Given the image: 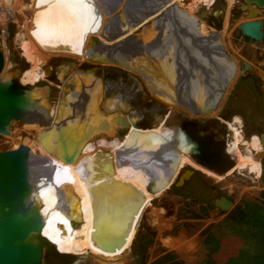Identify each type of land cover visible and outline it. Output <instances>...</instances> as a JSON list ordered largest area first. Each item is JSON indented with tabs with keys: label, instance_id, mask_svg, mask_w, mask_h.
I'll return each instance as SVG.
<instances>
[{
	"label": "bare ground",
	"instance_id": "6f19581e",
	"mask_svg": "<svg viewBox=\"0 0 264 264\" xmlns=\"http://www.w3.org/2000/svg\"><path fill=\"white\" fill-rule=\"evenodd\" d=\"M0 1V21H3L4 14L7 17L11 16L12 11H6V8L11 6L13 0ZM14 1L19 3V0ZM181 1L183 4V1L189 0ZM210 2L213 3L214 0ZM176 4V0H31L28 8L34 11L32 26L27 34L28 40L22 43V50L33 63V67L25 72L21 79L7 71L8 69H3L0 79L8 80L14 77L22 85H36L44 76L42 73H36L39 69L38 63L45 62L44 54L59 53L81 57L93 64H110L117 67L122 65V69L140 76L152 97L158 100L167 99L169 102L177 100L175 102L179 101L185 106L211 103L216 99L213 95L218 91L217 86L222 84L230 67L228 63H232L220 47L219 33L221 36L223 34L214 28H211L212 33L208 38L195 34V22L186 19L176 8ZM214 16L220 19L221 14L214 12ZM224 19L226 22V17ZM145 24L148 25L147 28L144 27L141 32H137ZM164 32L167 35L164 36L162 34ZM195 37L202 38L200 43L203 44L197 43L201 48L195 45ZM184 44L190 45L191 48L184 50ZM224 45H227L225 41ZM216 49L221 53L220 56ZM100 55L107 61L99 59ZM214 55L216 62L212 67L215 65L217 67L215 66L212 73L209 60H212ZM67 81L69 88L66 86ZM72 82L77 84L78 79L70 77L61 86L58 119H55L56 114V117L53 116L54 108L49 104L47 91L35 87L31 92L34 109L36 111L43 109L47 114L44 122L33 124L44 128L41 130L42 141L39 139V143L32 141L23 143L29 148L28 163L43 220L42 235L60 254L90 253L107 264H116L117 255L122 254L128 248L130 240L135 238V226L140 214L149 206L151 199L159 194L147 192L146 186L149 182L156 185L164 182L175 164L167 187L185 166H190L215 180H222L223 177L198 167L186 156L181 157L180 155L187 149L178 148L179 152H176L168 147L169 143L166 144L169 153L163 151L161 154L160 148H152L153 151L148 153L142 150L139 155L147 153L142 157L146 161L144 164L148 172L145 171L137 161L135 163L131 158L123 157L122 152L126 148L129 136L127 133H130L131 129L122 140H118L115 137V128L110 125L109 136L93 135L88 137L89 140L80 143V139L86 136L87 129L95 126L96 116L99 115L97 108L94 112L86 111L89 104L85 107L84 113L85 116L89 115V121H84L83 127L69 121L63 130L64 151L59 144L55 124L63 119L64 111H68L65 102L72 95L76 98L79 93L91 96L87 88L84 91L82 89L84 86ZM106 84L109 85L108 82ZM70 90L72 92L69 94ZM65 96L68 98L64 99ZM107 100L106 108L111 110L114 102ZM77 102L80 103L78 100ZM117 103L124 109L125 97L118 96ZM169 110L175 109L173 107ZM128 115H132L128 117L133 127L130 128L137 131L142 129L133 125L137 121V116L133 113ZM109 116L111 114L106 118L108 122L111 119ZM28 125L32 127V124ZM137 131L132 136L161 140L158 139V135H153L154 133L144 135L145 132L140 135ZM229 131L233 134V140L228 145V151L235 153L237 157L234 170H248L249 173L259 176L260 163L249 151L251 149L257 152L260 149L259 138L253 136L247 145L239 129L229 125ZM155 132L165 137L170 136V132L161 126ZM52 133L55 143L52 149L54 156H49L43 146L46 144L45 139ZM97 137L99 140L94 144L93 141ZM171 144L175 145L172 142ZM77 145L79 147L76 151ZM240 145L249 148L248 150L245 148L246 151L243 153ZM75 151L74 161L65 163L62 160L64 153L72 155ZM51 156L54 161L49 160ZM98 220L100 229L107 227L111 231L125 227L130 220L133 222L126 244L121 250L108 252L96 245L93 235L98 232L99 227L96 224Z\"/></svg>",
	"mask_w": 264,
	"mask_h": 264
},
{
	"label": "rangeland",
	"instance_id": "374dc122",
	"mask_svg": "<svg viewBox=\"0 0 264 264\" xmlns=\"http://www.w3.org/2000/svg\"><path fill=\"white\" fill-rule=\"evenodd\" d=\"M18 2L19 3L14 0L11 2V6L6 8V11H12L10 12L11 16L7 17L6 14H4V20L0 21V48L4 58L3 69H8L7 71L16 74L17 77L21 79L24 73L33 67V63L26 57L22 50V43L28 40L27 34L32 26L31 19L34 11L32 8H28L31 5V0H19ZM176 3V8H180V10L177 9L182 11L184 17L193 19L197 27V34L200 37L203 36L202 38H208L212 33L211 28H214L223 34L224 37L219 33L220 47H222L223 51L229 56L226 57L232 62L235 70H237V74L226 89L224 97L220 101L216 110L212 111L208 116L192 117L186 112L178 109L177 106H173L163 100H158L155 97L153 98V95L147 89L144 81L140 79L141 77L137 74L136 76L133 73L141 83L144 93L147 94L148 92V94L151 95L148 99H142L141 96H138L133 102L129 101L130 107L127 113L136 109L139 110L151 102L153 103V106H157V108L161 110L158 114L159 120L167 116L168 112H174L175 115L171 116L169 114V117H171L169 121L171 122H169V126L165 127V129L170 132V136L165 137L160 136L159 134H153L156 136L158 135V139H166L165 141L172 140V135L175 130L173 120H175V123L183 121L184 118L195 121H217L222 127L227 129V132L230 131L227 124L224 123L232 124L235 118H238V120L239 118L240 120L241 118H244V123H248L255 118H261L264 123V41H245L244 38L239 36L237 26L245 21L243 11L238 8L239 5L242 4V0H214L213 3H211L210 0H189L186 4H182L181 0H176ZM22 7H25V9ZM214 12H220V19H217L214 16ZM201 14H205L207 19L198 20L197 15ZM225 17L226 22L224 19ZM224 41L227 44L226 46L224 45ZM44 56L45 59L43 61L45 62L42 64L38 63L39 69L36 70L37 74L42 73L44 76L43 79L34 86L47 91L49 104L55 106L54 109H60L59 97L63 82L59 84L60 81L58 76L63 71H65V78L68 74L79 67L86 66L91 67L90 71L93 75L99 77L103 85L106 82H120L124 85L131 84L128 74L133 75L132 72L128 70V72H126L123 70L124 68L122 69L115 65L104 64L109 66L104 68L103 65H95L91 62H87L81 57L77 58L59 53L49 55L44 54ZM52 57H57L56 61H53L51 59ZM243 64H248L250 68L240 74L239 71L242 69ZM54 65H57V68L55 69V79L50 78V73H52V71L49 69ZM46 70H48L49 73ZM254 77H257L258 85L255 84L256 81L254 80ZM25 86L35 88L31 85ZM245 88L248 90L247 92H249V95L244 90ZM105 96H107L108 99L110 97V95L104 91L103 98ZM251 102L254 104L251 105ZM173 107L175 109L174 111L169 110ZM117 110L124 115H127V113L120 107L117 108ZM59 112L60 111H58V113ZM178 112L182 114L184 118L178 117L176 115ZM239 124V122H234L233 126L239 129ZM141 125L150 127L151 123L146 121L143 123L141 122ZM42 129L44 128L39 125L32 124L31 127L23 122H13L10 137L0 134V151L14 149L18 145L27 141L39 143ZM247 133L248 132L244 131L242 137L248 145L251 142L252 137L256 135H250L248 133L249 136H251L250 141H248L244 138V135ZM230 134L232 135L231 132ZM98 140L99 137H97L93 143L96 144ZM45 141L46 144L43 147L46 149L47 153H49V156H54V151L52 152L55 145L54 133H52L51 136L48 135ZM147 141L148 143H151L152 146L156 147H151ZM160 141H157V139L155 141L154 138H139L131 136L127 138L126 148L123 150L124 152H127H122L123 157L131 158L135 163L138 162V164L148 172L144 164L146 161L144 158L142 159V157H145L152 148H158L157 145L161 144ZM171 142L175 143V141ZM239 147L243 149V153L249 148L248 146L243 147L241 145ZM142 150H146L145 152H147L146 154L144 153L143 156L139 155ZM249 151L253 157L254 153H261L264 156V147L261 148V145L257 152L252 151L251 149H249ZM52 156L50 159L49 157H46V159L54 161ZM182 156L188 158L184 153ZM260 158L262 159V156L255 160L260 163ZM234 168L235 167H233L227 174L221 176L223 177L222 180H215L207 177L200 171H196L190 166H185L183 169L193 171L189 180L183 186L175 187L171 184L168 189L162 191L156 197L151 199L149 206L144 209L137 220L135 226L136 232H134L135 238L130 240L128 248L122 254L117 255L115 263L151 264L166 252L174 253V256L184 264H199L205 260L206 254L202 248L203 238L201 237L200 232L208 226H212L214 232H219L216 225L229 213L228 210L223 212L219 211L217 208L209 211V204L212 205L213 201L219 197H226L233 201L234 207L238 206V204L241 203V200L246 197L264 203V169L261 167V172L258 176L249 173L248 170H234ZM199 208H205L209 213L206 214V216H200L198 219L190 217L191 213H198ZM223 226H225L223 228L224 231H226L228 227L225 224ZM233 227L234 224L232 223L231 228L233 229ZM233 232L235 233V231H232L231 234L223 237L225 240L221 238L220 241H224L225 245H229L230 242L231 247H237L236 243H233L230 238L235 236ZM68 255L82 258L77 261L79 264L105 263V261L103 262L99 257L90 253L84 255ZM105 264H107V262Z\"/></svg>",
	"mask_w": 264,
	"mask_h": 264
},
{
	"label": "water",
	"instance_id": "95a60500",
	"mask_svg": "<svg viewBox=\"0 0 264 264\" xmlns=\"http://www.w3.org/2000/svg\"><path fill=\"white\" fill-rule=\"evenodd\" d=\"M187 2L188 1H183V4H186ZM238 8L246 15H244L245 21L237 26V31L243 37H247L251 41L264 40V0H242V4L239 5ZM178 9L180 10V8ZM179 12L182 13V11ZM197 17L198 20L207 19L205 14L197 15ZM147 24L142 25L137 32H141L144 27L147 28ZM194 33L196 34V30H194ZM162 34L164 36L167 35L166 32ZM201 39L202 38H196L195 45H202L203 43H200ZM199 45L197 48H201ZM185 48H191V46L184 44L183 49L185 50ZM216 51L215 52L220 56L221 53H219L217 49ZM212 57L214 59L212 58V60H209V62H211L209 67L213 73L217 66L215 65L216 67H212V65L216 62L215 55ZM99 59L107 61L102 58V55L99 56ZM3 65L4 58L0 48V74L3 70ZM99 65H103L104 68L109 67L104 64ZM228 65L230 67H228L227 74L222 84L217 86V93L213 95L216 97L215 101L211 103L205 102L198 106H185L184 104H180L179 101H171V103H175L172 105L177 106L178 109L186 112L192 117H203L211 114L212 111L216 110L219 106L226 89L229 87V84H231L237 74V70H235L233 64L228 63ZM243 65L244 66L239 71L240 74L250 68L248 64ZM120 66L122 67V65ZM226 67L227 66L225 65V71L227 69ZM90 68L91 67L81 66L75 73L90 71ZM87 73L85 74L88 75ZM135 75L128 74V77L131 82H135L140 85ZM92 80L94 82H99L102 88L105 87L99 77L95 76ZM68 82L69 81H67L66 84L67 87L69 86ZM82 89H84V87H82ZM104 89L108 94L106 87ZM34 90L35 88L22 85L14 77H10L8 80L0 79L1 135H10L11 124L13 122H23L25 124H41L44 122L47 115L45 110L41 109L36 111L33 107L34 104L31 92ZM92 96L89 97L87 93L83 95L79 93L76 98L72 95V97H69V99L65 102V108H68V111H64L65 114L63 119L57 121L55 124L56 131L59 135V144H61L64 151L65 142L62 137V133L64 132L63 130L66 128L69 121L77 123L80 125L79 127L84 126V121H89V115L86 114L85 116L84 113L85 107L91 102ZM67 98V96L64 97V99ZM107 99V96H105L102 100H100L99 115L98 117L96 116V119L94 118L96 124L93 127L91 125L92 128L87 129V134L85 137L80 139V143L82 141H87V139L89 140L88 137L93 135L109 136V133L111 132L110 125L115 128V137L118 140H122L127 131H129V124L127 123L126 117H131L132 115L129 116L127 114L126 116L122 112L118 111L117 108H119V106L113 105L111 110L107 109ZM77 100L80 101V103H78ZM121 109L124 112L127 111L126 109ZM103 113L111 114V116H109L111 117L109 122L106 119L108 118V115L104 116ZM176 115L180 118H184L179 112ZM186 120L188 123L190 122L191 127L195 129L193 133L196 136H193L195 140L188 144L187 151L183 152L191 161L219 176L227 174L233 167H235V153H230L227 149V145L233 140V137H231L232 135L230 132H227L226 128L222 127L217 121ZM133 125L135 127H146L137 122L133 123ZM206 130L208 133L209 130H211L210 132L213 133L210 134L211 137L209 134V136H204L205 134L202 135ZM179 131L183 134V137L187 135V130L181 128ZM219 134L221 137H218ZM256 136L259 138L261 146L264 147V132H259ZM249 137L247 136L246 139L248 140ZM216 138H220L219 144ZM39 139L41 142L43 135ZM78 147L79 145L76 146V151L78 150ZM76 151L72 155L64 153L62 160L65 163L74 161ZM28 156L29 148L23 144L18 145L14 149L0 151V264H79L77 261L82 258H77L68 254H60L57 249H55L54 245L42 235L43 220L40 215L38 197L34 192L35 187L28 163ZM260 156L263 158V154L256 153L254 155V159H258ZM175 167L176 164L164 182H160L158 185L149 182L146 186L147 192L155 195L157 192L161 193V191L168 189L169 187L166 185ZM192 174V170L182 169L171 184L175 187L183 186ZM212 205L219 211L224 212L228 210L229 213H232L235 208L233 201L226 197H219L218 199H215ZM99 221L100 220L97 221V225ZM132 225L133 222L130 220L127 222L125 227L112 231L107 227L105 229H100V226L98 225V232L93 235V241L104 251L115 252L117 250H121L126 244ZM99 229L101 230L100 233ZM103 230H106L105 233L102 232Z\"/></svg>",
	"mask_w": 264,
	"mask_h": 264
},
{
	"label": "flooded vegetation",
	"instance_id": "af4514ba",
	"mask_svg": "<svg viewBox=\"0 0 264 264\" xmlns=\"http://www.w3.org/2000/svg\"><path fill=\"white\" fill-rule=\"evenodd\" d=\"M243 14L246 15L245 13H243ZM56 58L57 57H53L51 59H54L56 61ZM243 66L244 65H242V67ZM56 68H57V65H54V66H52V67L49 68L52 71V73H50V78H53V79L56 78V73H55L56 72L55 71ZM77 70L78 69H76L73 72H71L70 74H68L67 77H70V76L73 75V77L75 78V80H76V78L78 79L77 84L84 86V91L87 88L89 90V94L91 96L93 95L92 98H91V102L89 103V105L87 107V110H86L87 112H89V111H93L94 112V110L96 111V108L99 109V111H100V100H102V98H103V94H104V91H105L104 88L105 87H106V90H107L108 94L110 95L109 99L114 102L113 103L114 106H119L121 108V105L119 103H117L118 96L125 97V107H124V110L126 109L127 111L129 110V107H130L129 106L130 105L129 104V101H132L133 102L134 99H136L138 96H141L142 99H148L149 96H150L148 94V92H147L148 95L144 93L143 88H142V85H141L140 82H139L140 85L138 83H135V82H131V84H128V85H126V84L124 85V84H122L120 82H117V83H109V85H107L105 83L104 84L105 87L102 88V86H101V84L99 82H94L92 80L93 77H95V75H93V73L91 71H83L82 73H75V72H77ZM123 70L125 71L126 69H123ZM47 72H48V70H47ZM87 72H90V73H87ZM126 72H128V71L126 70ZM85 73H87L89 75V77ZM64 76H65V71L61 72V74L58 76L59 81H60L59 84H61L62 82H64V80H66L67 77L64 78ZM254 80L256 81L255 84L258 85V81H257V79L255 77H254ZM72 83H74V82H72ZM74 84H76V83H74ZM33 87H35V86L33 85ZM244 90L249 95V92H247L248 90L246 88ZM71 92L72 91L70 90L69 91V94ZM163 101L168 102L171 105L172 104H175V103L169 102L167 99H164ZM175 101H177V100H174V102ZM250 104L252 105L254 103L251 102ZM52 107L55 108V106H52ZM52 110H54L53 116L56 117V115H57V119H58V117H59L58 111H60V109H52ZM127 111H126V113H127ZM160 111L161 110L159 108H157V106H153V103L151 102L150 104L145 105L144 107H142L139 110L136 109V110L130 112V113H133V114H135L137 116V121H136L137 123H140L141 124V122L143 123V122L149 121L151 123V125H150V127H145V128L140 127L142 129H139L138 131L137 130H133L132 129L133 127L131 126V124H130V122L128 120V117H126L127 118V123L129 124V129H131V132L130 133L129 132L127 133V134H129L128 138L131 137L134 134L135 131H137V133H139V134H144L145 132H146L145 134H148L150 132L152 134L153 133L155 134L156 133L155 130L157 128H159L160 126L162 128H164V129H165L166 126H169L168 124H169V122H171V121H169L170 118H171V117H169V114L172 116V115H175V113L174 112L173 113L172 112L171 113L168 112L167 116H165L164 118H162L161 120H159L158 114L160 113ZM103 114L104 115H109L110 113H103ZM127 114H129V113H127ZM262 121L263 120L261 118H257V119L255 118L254 120H252V121H250L248 123L247 122L244 123V118H241V120H240V118H239V120H236V118H235V120L233 121V123L234 122L235 123H237V122L240 123L238 125L239 126V129H240V132L244 133V131H245V132H248L250 135H252V134L253 135H257V134H259V132H262V131L264 132V123ZM233 123L231 124V123H226L225 122L224 124H227L228 125V129H229V125H233ZM173 125L175 126V130H174V134L172 135V140L165 141L164 139H161V144L160 145L158 144V148L161 149V154H163V151L166 152V153L167 152L169 153V151L167 149V146H166L167 143H169V146L168 147H171L172 149H174V151L179 152L178 151V148L179 149H181V148L187 149L188 144L191 141L195 140L194 137H193V136H195V134L193 133V131L195 129H193V127H191L190 122L188 123V121L186 119H184L181 122H176V123H175V120H173ZM130 127H132V128H130ZM181 128L184 129V130H187V135H185V137H183V134L179 131ZM143 129H145V130H143ZM148 129H150V130L152 129L153 131L152 130L150 131ZM242 129H245V130H242ZM132 130L134 132H132ZM140 130L143 131V132L140 133L139 132ZM210 131L211 130H209V133H208L207 130H206L202 135H204V134H205L204 136H207L208 134L210 135L212 133ZM156 134H158V133H156ZM247 134L244 135V138L245 139L247 138V136L249 137V135H247ZM160 136H162V135H160ZM210 137H211V135H210ZM218 137H221V135L219 134ZM231 137H233V134H232ZM216 139L218 140V144H219L220 143L219 142V139L220 138L219 139L216 138ZM250 139H251V136L249 137L248 141H250ZM171 141H175V145H172L171 144ZM228 145H227V148H228ZM151 151H153V150H151ZM255 154L256 153H254V155ZM180 156L182 157V154ZM260 164H261L260 166L264 169V156L261 159ZM228 214L234 215L236 217H240V216H244L245 215V211L241 207L236 206L234 208V210L232 211V213H228Z\"/></svg>",
	"mask_w": 264,
	"mask_h": 264
},
{
	"label": "trees",
	"instance_id": "16d2710c",
	"mask_svg": "<svg viewBox=\"0 0 264 264\" xmlns=\"http://www.w3.org/2000/svg\"><path fill=\"white\" fill-rule=\"evenodd\" d=\"M239 36L245 41L249 40L240 33ZM238 207L245 211L244 216L236 217L227 214L216 225L219 232H214L212 226H208L200 232L206 258L199 264H264V203L246 197L241 200ZM213 209L214 207L209 204V211ZM209 211L199 208L198 213H191L190 217L198 219L200 216H206ZM232 223L234 224L233 229L231 228ZM224 224L228 227L226 231L223 228ZM232 231H235V233L233 232L235 236L230 238L237 247H231L230 242L229 245H225L224 241H220ZM223 239L225 240V238ZM151 264L184 263L178 260L174 253L166 252Z\"/></svg>",
	"mask_w": 264,
	"mask_h": 264
},
{
	"label": "crops",
	"instance_id": "0c3cea01",
	"mask_svg": "<svg viewBox=\"0 0 264 264\" xmlns=\"http://www.w3.org/2000/svg\"><path fill=\"white\" fill-rule=\"evenodd\" d=\"M186 19H188L189 21H192L193 22V19H191V18H186ZM196 34H197V27H196Z\"/></svg>",
	"mask_w": 264,
	"mask_h": 264
}]
</instances>
